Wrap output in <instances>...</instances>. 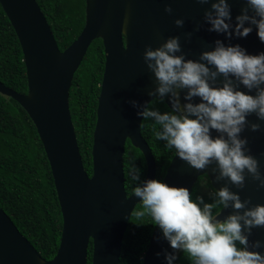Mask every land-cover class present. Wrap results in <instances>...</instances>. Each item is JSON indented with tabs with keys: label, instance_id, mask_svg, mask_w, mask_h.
I'll use <instances>...</instances> for the list:
<instances>
[{
	"label": "water",
	"instance_id": "water-1",
	"mask_svg": "<svg viewBox=\"0 0 264 264\" xmlns=\"http://www.w3.org/2000/svg\"><path fill=\"white\" fill-rule=\"evenodd\" d=\"M197 0H85V21L78 37L60 51L51 28L36 0H0L19 41L26 69L27 92L18 93L0 82V94L16 101L33 122L50 166L60 212L62 230L58 249L51 260H45L20 233L11 218L0 208V264H87L88 247L92 243L91 264H119L124 233L138 198L127 196L124 185L123 155L126 141L137 148L146 163L145 179H155L156 165L150 147L141 135L142 118L128 103L143 104L158 97L148 92L156 87L153 74L143 60L146 45L158 47L169 36H179L186 58L198 59L202 51L211 50L214 41L240 44L249 53L264 51L255 29L247 37L208 31L204 12L210 7ZM233 20L245 7V0H228ZM171 5V14L164 11ZM125 12L129 13L126 28ZM183 18V27L175 25ZM199 25V30H196ZM191 32L190 40L184 34ZM100 39L104 47V71L96 108V123L91 149L92 174L84 169L69 109V90L91 43ZM211 83V81H210ZM223 83V77L216 80ZM237 84V81H233ZM241 90L243 86H239ZM181 90L180 102L184 101ZM165 104L171 109L166 94ZM193 102H199L198 97ZM257 122L254 115L247 117ZM258 131L248 128L242 136L248 138L251 154L264 172V122ZM215 134V133H213ZM216 165L196 170L176 157L171 159L162 181L184 186L190 191L198 178L206 175L216 191L227 186L239 193L240 199H250L247 207L264 204V189L246 176L245 187L239 189L227 181L217 180ZM144 179V180H145ZM231 204V202H229ZM244 209L239 211L243 212ZM235 211L222 207L217 220ZM264 240V227L252 230L249 247L254 240ZM154 226L142 264H167L166 252H173ZM264 252V248L259 249ZM159 253V255H157Z\"/></svg>",
	"mask_w": 264,
	"mask_h": 264
},
{
	"label": "clouds",
	"instance_id": "clouds-1",
	"mask_svg": "<svg viewBox=\"0 0 264 264\" xmlns=\"http://www.w3.org/2000/svg\"><path fill=\"white\" fill-rule=\"evenodd\" d=\"M197 3L208 4L209 0ZM164 11L171 14L173 9L166 4ZM128 21L129 13L125 12L124 28ZM204 21L208 31L228 39L247 37L255 29L264 43V0H245V7L234 20L228 0H212ZM174 23L183 27L184 19L176 18ZM184 36L190 40L192 33ZM142 55L156 82L148 95L163 102L167 94L171 109L161 112L153 107L156 99L128 103L138 117L151 123L155 138L196 170L215 164L212 171L219 170L217 180L226 178L243 189L248 176L264 189V172L251 154L248 138L241 135L245 128L261 130L264 122V51L252 54L240 44L217 39L211 50L202 51L198 59H189L182 51L180 37L169 36L158 47L146 45ZM220 76L223 83L217 85ZM181 90H185L183 105ZM194 97L199 102L194 103ZM250 115L257 122L248 120ZM129 176L131 181H138L132 187V196L141 205L132 215L150 217L151 224L159 227L174 250L165 253L167 264H174L181 252L191 264H264V252L259 251L264 248V240H254L249 247L252 230L264 227V204L247 207L250 199L242 201L239 193L227 186L215 191L213 203H206L199 195L193 199L187 187L159 179L141 181L139 168H130ZM218 206H231L235 211L217 220L213 209Z\"/></svg>",
	"mask_w": 264,
	"mask_h": 264
},
{
	"label": "trees",
	"instance_id": "trees-1",
	"mask_svg": "<svg viewBox=\"0 0 264 264\" xmlns=\"http://www.w3.org/2000/svg\"><path fill=\"white\" fill-rule=\"evenodd\" d=\"M43 12L60 51L80 34L85 21V0H36ZM104 47L100 39L89 46L69 90V109L83 166L92 174V139L96 108L104 71ZM0 82L18 93L27 92L26 69L17 36L0 5ZM153 107L161 112L170 108L156 100ZM141 135L153 154L156 175L162 180L175 151L155 138L150 122L142 120ZM130 168L140 169V180L146 175L142 153L126 141L123 155L124 185L127 196L138 181H131ZM199 195L206 203L216 199L215 190L206 175L198 178L191 196ZM141 207L136 205L133 212ZM0 208L11 218L20 233L45 260H51L58 249L62 215L42 143L36 128L20 105L0 94ZM222 206L214 208L218 214ZM154 225L150 217L131 215L124 233L119 264H142ZM92 243L88 247L91 264ZM174 264H191L181 252Z\"/></svg>",
	"mask_w": 264,
	"mask_h": 264
}]
</instances>
